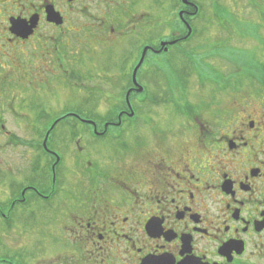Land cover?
Here are the masks:
<instances>
[{
  "label": "flooded vegetation",
  "instance_id": "1",
  "mask_svg": "<svg viewBox=\"0 0 264 264\" xmlns=\"http://www.w3.org/2000/svg\"><path fill=\"white\" fill-rule=\"evenodd\" d=\"M153 1L0 0V264H28L31 219L54 264H264V24L203 39L207 0H178L156 30ZM34 39L50 74L105 84L28 138L11 47Z\"/></svg>",
  "mask_w": 264,
  "mask_h": 264
},
{
  "label": "rangeland",
  "instance_id": "2",
  "mask_svg": "<svg viewBox=\"0 0 264 264\" xmlns=\"http://www.w3.org/2000/svg\"><path fill=\"white\" fill-rule=\"evenodd\" d=\"M178 0H154L153 6L155 11L156 30L159 25L167 22L170 18L171 10L176 7ZM215 4V5H214ZM205 18L201 21V25H205L203 39H229L235 41H246L253 45V34L255 27L264 24V0H207L205 3ZM214 5L216 8H212ZM224 14V19H219L214 14V10ZM211 28L219 26L224 30L226 25H230L229 32L208 31L207 26ZM209 28V29H211ZM226 31V30H225ZM48 32H43L46 35ZM227 33V34H226ZM205 35V36H204ZM233 35V37H230ZM258 35V33H257ZM41 48V43L37 39L23 45H13L11 50L16 51L20 56V67H12L11 70V89L16 95L15 105L19 109V96L25 98V113L27 122H37L35 133L29 128L25 129L26 136H44L45 128L53 123L54 119L62 113L75 111L78 107L84 104H90L92 98H97L95 103H98L96 91L105 84L104 80L98 79H79L77 77L71 79H63L57 73L50 74L47 68L42 64H38V56L27 58L26 52L38 54ZM259 52V49L255 50ZM260 53H256L259 55ZM58 70V69H57ZM55 69V71H57ZM90 94V96H88ZM13 94V93H12ZM11 98H14L11 95ZM12 102V101H11ZM10 130L16 136H24L21 130L14 121L11 123ZM40 224L39 219H31L27 227L25 240L27 248L30 250V255L25 256L28 259V264H54V246L50 247L48 254L41 255L35 252L38 248L36 242V234L38 233ZM37 231V233H36Z\"/></svg>",
  "mask_w": 264,
  "mask_h": 264
},
{
  "label": "water",
  "instance_id": "3",
  "mask_svg": "<svg viewBox=\"0 0 264 264\" xmlns=\"http://www.w3.org/2000/svg\"><path fill=\"white\" fill-rule=\"evenodd\" d=\"M185 2L187 0H184ZM54 12H49V22L51 23H57V24H61L62 21L60 19L57 20V17L55 16L54 19ZM37 18H32L31 22L29 24H27L26 22L20 21V20H15L12 21V34L15 35L18 38H21L23 40L28 39L32 34H33V30L36 28L37 25ZM31 25V26H29ZM141 64V63H140ZM137 71V69H136ZM54 129V126L50 129V131L47 133L46 136V141L44 142V148L47 150V139L49 137L50 132Z\"/></svg>",
  "mask_w": 264,
  "mask_h": 264
}]
</instances>
